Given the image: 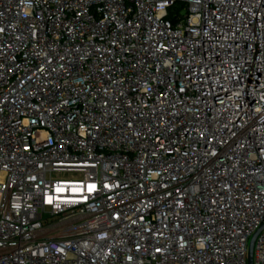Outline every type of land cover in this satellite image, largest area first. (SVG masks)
<instances>
[{"label": "built area", "instance_id": "built-area-1", "mask_svg": "<svg viewBox=\"0 0 264 264\" xmlns=\"http://www.w3.org/2000/svg\"><path fill=\"white\" fill-rule=\"evenodd\" d=\"M263 226L264 0H0V264H249Z\"/></svg>", "mask_w": 264, "mask_h": 264}, {"label": "water", "instance_id": "water-1", "mask_svg": "<svg viewBox=\"0 0 264 264\" xmlns=\"http://www.w3.org/2000/svg\"><path fill=\"white\" fill-rule=\"evenodd\" d=\"M264 228V226L262 228H260L258 231L255 232V234L252 236L251 238V243H250V247H249V252H248V262L249 264H254V258H253V250H254V244H255V239L258 236V234L261 232V230Z\"/></svg>", "mask_w": 264, "mask_h": 264}, {"label": "rangeland", "instance_id": "rangeland-1", "mask_svg": "<svg viewBox=\"0 0 264 264\" xmlns=\"http://www.w3.org/2000/svg\"><path fill=\"white\" fill-rule=\"evenodd\" d=\"M177 9L180 10V7H178Z\"/></svg>", "mask_w": 264, "mask_h": 264}]
</instances>
